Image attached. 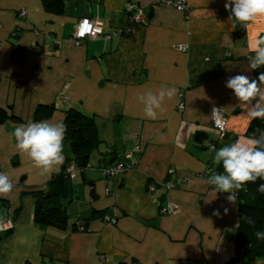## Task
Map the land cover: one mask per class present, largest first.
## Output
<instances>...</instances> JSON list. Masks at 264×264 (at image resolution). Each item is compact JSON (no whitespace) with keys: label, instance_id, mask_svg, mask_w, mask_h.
I'll return each mask as SVG.
<instances>
[{"label":"crops","instance_id":"0c3cea01","mask_svg":"<svg viewBox=\"0 0 264 264\" xmlns=\"http://www.w3.org/2000/svg\"><path fill=\"white\" fill-rule=\"evenodd\" d=\"M62 1L64 11L57 14L44 0H0V106L13 114L0 123V169L14 184L0 199L9 210L22 207L13 233L0 243V264H264L237 249L239 201L233 205L230 193H216L198 177L219 135L214 108L225 113L226 130L246 136L252 119L226 82L239 74L258 78L248 59L264 36V17L246 26L230 21L227 0H187L185 10L176 8V0ZM128 2L145 12L143 24L127 13ZM22 9L29 14L21 16ZM82 18L100 21L105 33L119 32L77 41L73 33ZM127 26L133 31L124 32ZM17 27L24 49L15 60ZM161 86L175 87L177 94L162 115L147 119L137 94ZM39 104H55L46 119L54 123L71 107L95 116L101 149L111 144L117 162L134 165L113 184L95 166L86 171L88 182H76L79 196L99 211L118 214L117 223L96 217L88 231L75 229L82 221L74 202L66 228L34 222L29 191L54 173L41 174L16 149L11 133L38 122ZM102 158L97 152L91 163Z\"/></svg>","mask_w":264,"mask_h":264},{"label":"trees","instance_id":"16d2710c","mask_svg":"<svg viewBox=\"0 0 264 264\" xmlns=\"http://www.w3.org/2000/svg\"><path fill=\"white\" fill-rule=\"evenodd\" d=\"M44 1L49 10L57 14H61L64 11V3L62 0ZM20 32H22L21 28L17 27L12 34L16 45V50L12 55L15 60L21 58L23 54L21 50L24 49L19 43ZM16 51H18V54H16ZM251 55H253V51H251ZM255 72L258 77L261 73H264V66L256 69ZM54 108L55 104H39L35 111L34 120L42 121L48 119L53 114ZM12 116L13 114L9 108L0 106V123L5 122ZM62 122L66 125L64 166L60 172L54 173L46 184L36 186L29 191L34 199V222L42 228H66L69 222L68 204L73 202L81 206L80 220L82 221V225L76 226L75 229L79 227L81 231H88L89 224L96 217H100L101 219L110 217L118 220V214L110 213L109 209L101 211L95 209L83 197L79 196L75 188L78 178L85 183L88 182L86 171L91 166L97 167L102 172L106 167L117 164L118 162L115 159L119 157L118 153H116L111 144L101 149L100 146L104 142L99 137L95 116L87 114L78 108L71 107L66 111ZM260 132H264V120L252 119L245 135L248 137H258ZM218 134L217 141L212 142L210 145L212 154L210 155L207 167L198 174L200 178L207 179L213 171L223 172L222 164L214 165L213 163L215 151L222 147V145H219V141L226 139L228 144H230L239 138L237 134H232L228 130L221 133L218 132ZM93 152H99L103 155L101 163H91ZM111 159H114L113 165L109 163ZM124 162L127 163L128 160H124ZM72 172L74 176H72ZM102 174L104 175L103 172ZM105 177L113 184L120 179L121 175ZM261 183H264V180L250 182L237 191L239 216L235 224L234 241L241 256L248 260L264 259V193L258 191V186ZM9 209L10 204L8 201L0 199V214L4 211L6 219L12 218L16 220L22 211V207L14 210ZM0 219H2L1 216ZM12 233L13 227L0 230V243ZM258 233L261 235H258ZM118 264L137 263L135 261H120Z\"/></svg>","mask_w":264,"mask_h":264},{"label":"clouds","instance_id":"9594fccd","mask_svg":"<svg viewBox=\"0 0 264 264\" xmlns=\"http://www.w3.org/2000/svg\"><path fill=\"white\" fill-rule=\"evenodd\" d=\"M225 9L230 12V21L246 26L255 22L258 17H264V0H227ZM261 66H264V36L256 40L253 55L248 59L250 71ZM226 87L234 92L239 104L247 107L246 116L249 119L264 120V73L257 79L243 74L229 77ZM176 94L175 87L161 86L138 93L137 99L143 106L145 118L154 120L163 114L165 103ZM218 112L220 109L214 108L212 114L217 126L219 121L215 117ZM65 134L66 125L63 122L54 123L48 120L17 125L11 133L16 149L29 157L41 174L49 176L59 172L65 162ZM213 163L222 164L223 172L213 171L207 177V183L215 187L216 193H230L227 200L235 205L236 191L250 182L264 180V132H260L258 137L244 136L225 144L215 151ZM13 190L14 184L9 174L0 172V197H7ZM258 191L264 193V183L258 186ZM224 211L227 214L228 209ZM213 214L219 216L220 212L216 210Z\"/></svg>","mask_w":264,"mask_h":264},{"label":"built area","instance_id":"2783aa9c","mask_svg":"<svg viewBox=\"0 0 264 264\" xmlns=\"http://www.w3.org/2000/svg\"><path fill=\"white\" fill-rule=\"evenodd\" d=\"M175 5L178 10H185L186 7H188L187 0H176ZM126 9H127V13L132 14V17L135 22L142 23L145 21V15L143 14L144 11H142V9L138 7L136 4L132 2H128L126 4ZM23 12L26 13L24 10ZM131 30L132 28L130 26H127L123 29V31L127 33L131 32ZM118 32L119 31L105 33L103 29V25L100 21L94 20L91 18H82L81 20L78 21L76 25V29H75V32L73 33V37L77 41L83 40L86 38H94L97 36H105L107 38H110L113 35H116ZM180 106L182 105L180 104ZM215 119L219 121V126H217L215 124V121L213 120V127L219 133L224 132L226 130L225 127H226V122H227V117L225 113L220 110V112H218V114L216 115ZM129 156L131 155L129 154ZM113 164L111 163V165ZM133 166L134 165L132 163H129V162L126 163L124 161H120L117 164H114L113 166L106 167L104 170H102V172L104 173V176L115 177L118 175H122L124 172H126L129 169H132ZM71 174L72 176H74L73 172ZM169 210L170 208L165 209L164 212H168ZM106 219L113 223H117L116 218L107 217ZM6 221L7 222L1 221L0 219V230H5L7 228H11L14 226V221L12 218H8Z\"/></svg>","mask_w":264,"mask_h":264},{"label":"rangeland","instance_id":"374dc122","mask_svg":"<svg viewBox=\"0 0 264 264\" xmlns=\"http://www.w3.org/2000/svg\"><path fill=\"white\" fill-rule=\"evenodd\" d=\"M23 10H24L26 13H24ZM20 13L23 14V15L21 14V16H24V15H28V14H29V11H28L27 9H26V10H25V9H22V10L20 11ZM128 14L132 17V14H131V13H128ZM143 14L145 15V12H143ZM132 19H133V17H132ZM133 21H134V19H133ZM145 21H146V18H145ZM142 24H143V22H142ZM130 27H131V26H130ZM131 28H132V27H131ZM132 31H133V28H132L131 32H132ZM181 104H182V103H181ZM96 154H97V152H93L92 157H91V161L93 160V156H95ZM113 162H114V161H113ZM113 162H112V163H113ZM93 163H94V161H93ZM110 164H111V163H110ZM0 172H3V170L0 169ZM76 182H77V180H76ZM2 200H5V199H2ZM6 220H7V219H5V218H2V219H1V221H5V222H7ZM13 221H14V220H13ZM7 229H9V228H7Z\"/></svg>","mask_w":264,"mask_h":264},{"label":"water","instance_id":"95a60500","mask_svg":"<svg viewBox=\"0 0 264 264\" xmlns=\"http://www.w3.org/2000/svg\"><path fill=\"white\" fill-rule=\"evenodd\" d=\"M112 162H113V159H111L109 163H112ZM89 185L91 186V185H93V184L90 183ZM91 195H92V197H96V195H95V189H92V190H91ZM0 216H1L2 218H5V219H6V215H5L4 211H2V213L0 214Z\"/></svg>","mask_w":264,"mask_h":264}]
</instances>
